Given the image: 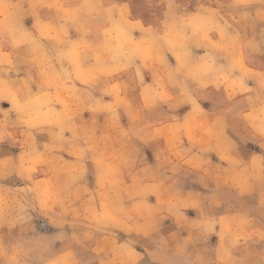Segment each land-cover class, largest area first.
<instances>
[{
	"label": "clouds",
	"instance_id": "9594fccd",
	"mask_svg": "<svg viewBox=\"0 0 264 264\" xmlns=\"http://www.w3.org/2000/svg\"><path fill=\"white\" fill-rule=\"evenodd\" d=\"M0 264H264V0H0Z\"/></svg>",
	"mask_w": 264,
	"mask_h": 264
}]
</instances>
